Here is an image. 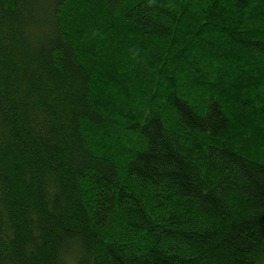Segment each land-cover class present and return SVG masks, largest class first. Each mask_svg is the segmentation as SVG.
I'll return each instance as SVG.
<instances>
[{
	"label": "trees",
	"instance_id": "obj_1",
	"mask_svg": "<svg viewBox=\"0 0 264 264\" xmlns=\"http://www.w3.org/2000/svg\"><path fill=\"white\" fill-rule=\"evenodd\" d=\"M0 264H264V0H0Z\"/></svg>",
	"mask_w": 264,
	"mask_h": 264
}]
</instances>
